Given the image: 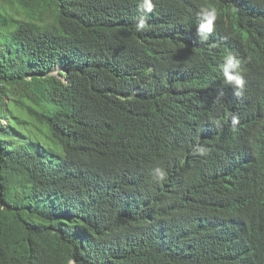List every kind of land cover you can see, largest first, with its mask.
<instances>
[{
	"label": "trees",
	"instance_id": "1",
	"mask_svg": "<svg viewBox=\"0 0 264 264\" xmlns=\"http://www.w3.org/2000/svg\"><path fill=\"white\" fill-rule=\"evenodd\" d=\"M140 2L0 0V264H264V0Z\"/></svg>",
	"mask_w": 264,
	"mask_h": 264
},
{
	"label": "clouds",
	"instance_id": "2",
	"mask_svg": "<svg viewBox=\"0 0 264 264\" xmlns=\"http://www.w3.org/2000/svg\"><path fill=\"white\" fill-rule=\"evenodd\" d=\"M140 7L144 12L151 13L154 9L153 0H141ZM198 15L200 17V23L196 27L198 39L201 41H207L209 38L214 39L217 33V26L215 25L217 20V9L211 5H202L198 9ZM148 26L147 17L141 16L138 18L134 27L136 31L140 32L147 29ZM220 68L224 77L223 83L232 86L235 90V94L239 96L245 85L239 59L232 54H228L223 58ZM196 151L203 154V149L201 148H197ZM153 178L163 181L166 178V173L162 168L157 167L153 171ZM67 264H75V261L68 259Z\"/></svg>",
	"mask_w": 264,
	"mask_h": 264
}]
</instances>
